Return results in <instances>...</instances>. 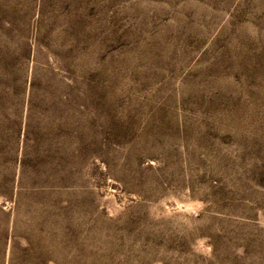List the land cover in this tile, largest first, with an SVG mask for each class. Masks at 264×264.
Instances as JSON below:
<instances>
[{
    "label": "rangeland",
    "instance_id": "obj_1",
    "mask_svg": "<svg viewBox=\"0 0 264 264\" xmlns=\"http://www.w3.org/2000/svg\"><path fill=\"white\" fill-rule=\"evenodd\" d=\"M0 264H264V0H0Z\"/></svg>",
    "mask_w": 264,
    "mask_h": 264
}]
</instances>
